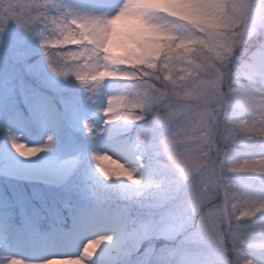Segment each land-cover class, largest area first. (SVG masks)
<instances>
[{
    "label": "clouds",
    "instance_id": "1",
    "mask_svg": "<svg viewBox=\"0 0 264 264\" xmlns=\"http://www.w3.org/2000/svg\"><path fill=\"white\" fill-rule=\"evenodd\" d=\"M10 24L85 143L0 125L61 194L22 230L2 214L0 264H264V0H0V46Z\"/></svg>",
    "mask_w": 264,
    "mask_h": 264
},
{
    "label": "rangeland",
    "instance_id": "2",
    "mask_svg": "<svg viewBox=\"0 0 264 264\" xmlns=\"http://www.w3.org/2000/svg\"><path fill=\"white\" fill-rule=\"evenodd\" d=\"M81 2L87 6L89 0ZM66 87L48 76L31 37L10 24L4 44L0 46V121L9 118L15 121L16 126L27 125L34 142L42 143V134L51 131L57 140V157L71 156L85 140L77 130V114L63 103L70 94L64 90ZM7 158L2 154L0 160ZM9 162L0 172V232L3 231L2 214L5 211L11 214L9 223L22 230L26 226L22 209L30 212L44 205L52 207L61 195L16 172L11 160ZM57 163L53 159L45 161L43 166L55 168ZM41 226L44 228L43 223ZM8 246H16L11 238Z\"/></svg>",
    "mask_w": 264,
    "mask_h": 264
},
{
    "label": "trees",
    "instance_id": "3",
    "mask_svg": "<svg viewBox=\"0 0 264 264\" xmlns=\"http://www.w3.org/2000/svg\"><path fill=\"white\" fill-rule=\"evenodd\" d=\"M3 124H9V125H15V121L13 120V119H9V118H7V120L5 121V120H3V121H0V125H3ZM3 153H0V157H1V155H2ZM10 158H7L6 160H4V161H1L0 160V172L2 171V169H3V167L5 166V165H8L10 162Z\"/></svg>",
    "mask_w": 264,
    "mask_h": 264
},
{
    "label": "snow or ice",
    "instance_id": "4",
    "mask_svg": "<svg viewBox=\"0 0 264 264\" xmlns=\"http://www.w3.org/2000/svg\"><path fill=\"white\" fill-rule=\"evenodd\" d=\"M25 155H26V156H33L34 153H32V152H26ZM10 160H11V163L15 166L16 162H15L14 160H12L11 158H10ZM64 163H65L66 165H69V166L71 165V161H70V160L65 161Z\"/></svg>",
    "mask_w": 264,
    "mask_h": 264
}]
</instances>
